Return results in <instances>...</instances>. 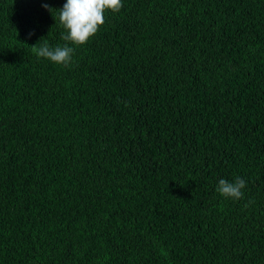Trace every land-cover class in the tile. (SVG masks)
<instances>
[{
    "label": "trees",
    "instance_id": "obj_1",
    "mask_svg": "<svg viewBox=\"0 0 264 264\" xmlns=\"http://www.w3.org/2000/svg\"><path fill=\"white\" fill-rule=\"evenodd\" d=\"M65 2L0 0V264H264V0Z\"/></svg>",
    "mask_w": 264,
    "mask_h": 264
},
{
    "label": "clouds",
    "instance_id": "obj_2",
    "mask_svg": "<svg viewBox=\"0 0 264 264\" xmlns=\"http://www.w3.org/2000/svg\"><path fill=\"white\" fill-rule=\"evenodd\" d=\"M43 6L52 12L48 4ZM122 7V0H66L59 9V23L66 33L61 35V39L75 46L87 44L106 23L105 14L108 11L119 12ZM32 34L30 32L29 36ZM69 43L55 47L45 43L39 48L34 44L32 50L37 56L55 64L70 66L76 49L69 46ZM245 186L246 181L240 177H237L234 183L221 178L216 186V192L225 198L239 200L244 196L242 189Z\"/></svg>",
    "mask_w": 264,
    "mask_h": 264
}]
</instances>
